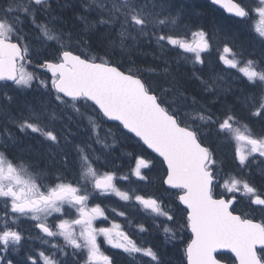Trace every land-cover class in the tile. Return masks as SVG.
<instances>
[{
    "label": "snow or ice",
    "instance_id": "obj_1",
    "mask_svg": "<svg viewBox=\"0 0 264 264\" xmlns=\"http://www.w3.org/2000/svg\"><path fill=\"white\" fill-rule=\"evenodd\" d=\"M210 2L239 20H248L253 14L260 18L255 33L262 46L261 58H245L243 50L237 51L228 42L217 52L225 69H236L244 78L242 82L253 89L245 98L251 102V116L264 117V0ZM84 7L94 9L99 19L89 22L79 16L85 22L84 28L74 34L59 26L53 0H0V82H11L0 88L31 89L38 82L49 97L40 102L39 109L29 105L27 115L11 118L20 133L39 134L49 143L44 170L0 151V264H13L8 254L18 251L26 239L20 227L25 221L34 225L40 249L30 251L17 264H81L79 258L85 253L83 264H115L113 257L101 251V236L112 248L122 249L133 259L139 254L146 264H163L153 246L144 247L133 240L115 221L111 227H96L98 218L108 220L107 209L91 202L109 196L134 201L143 210H150L154 219L164 218L166 242L175 241L185 228L190 230L192 238L185 248L187 264H227V254L220 252L223 249L232 254V264H264V219L257 221L236 208L244 200L249 209L259 208L264 213V193L247 174L240 175L249 167L250 159L257 154L264 157V135L254 133L231 105L213 112L205 104L196 107L193 97L189 106L174 76L171 84L161 87L145 79L144 70L122 71L121 66L106 58L117 49L121 54H130L145 39L154 42L161 55L180 50L178 60L191 63L192 76L200 81L204 92L215 94L221 90L224 77L203 79L195 70L196 65L205 63L202 53L211 50L212 37L199 27L191 33L199 39L189 41L190 27L185 24L181 28V12L174 9L173 0H84ZM25 25L35 31L33 38L24 31ZM97 25L111 29L115 35L109 32L99 37L107 41L104 56H89L92 37L99 31ZM51 45L58 54L50 58L43 53ZM39 70L51 73L50 83L40 78ZM147 71L164 77L172 75L167 60ZM2 94L7 96V92ZM50 103L64 115L57 116L55 110L49 114ZM69 111L85 134L79 141L69 125H64L63 133L51 126L52 121L65 116L73 121ZM108 121H118L125 130L124 138L133 140L139 149V154H128L135 160L128 174H118L117 166L100 171L108 164L106 159L101 163V154L116 143L112 130L104 128ZM209 127L225 141H243L249 146L248 151L242 152L238 146L235 149L238 171L225 173L223 162L207 146L204 137ZM5 133L15 144L14 134L7 129ZM110 138L112 144L108 143ZM148 150L161 159L166 171L162 184L178 193L176 200L184 206L181 220L186 223L177 222L172 207L165 206L159 197L118 186L119 181L127 182L131 177L149 180L144 170H151L154 159L147 158ZM111 211L126 218L123 211ZM137 227L146 231L143 224ZM60 238L63 244L52 242Z\"/></svg>",
    "mask_w": 264,
    "mask_h": 264
},
{
    "label": "trees",
    "instance_id": "obj_2",
    "mask_svg": "<svg viewBox=\"0 0 264 264\" xmlns=\"http://www.w3.org/2000/svg\"><path fill=\"white\" fill-rule=\"evenodd\" d=\"M75 1L76 0H53V14L59 17V26L63 27L65 32L71 31L74 34L77 33V29L79 28L77 23L79 21V14L82 10L81 6H79ZM173 6L174 9H178L181 12V28H183V25L187 24L190 27V32H194V30H197L199 27H203L204 30L207 31L212 37V55L209 58L204 57L205 63L203 65L195 66L197 74L203 79H208L213 72L217 71L212 69L213 66L215 68V66L219 65V59L216 57V53L218 49L223 47L225 42L230 43V45H235L237 51L243 50L245 53V58H261L262 46L255 33V28L252 22L253 17L248 20H239L229 15L227 16L223 11L211 4L209 0H173ZM91 16L96 17L97 20L99 19V16L95 10L91 13ZM97 27L99 28V31L95 36L92 37V47L87 51L89 56L105 55L107 41H102L99 39V37L104 33L112 32L111 29L104 26L98 25ZM24 29L30 30L32 28L28 25H25ZM112 35H115V33L112 32ZM155 46L156 45L154 42L142 40L137 47L132 49L130 54H121L120 50L117 49L114 54L110 53L106 58L111 59L114 63L121 66L122 71H127V65L130 64H136L138 65L136 67H143V69L144 67L149 66L156 68L158 66H162V64L161 62L157 61L158 50L155 49ZM51 47L53 51L58 54L55 46L51 45ZM145 53L148 55H145ZM167 57L170 58L169 56ZM192 71V66L174 63L171 66V76L164 77L163 75H155L152 73L148 74V71L143 72V76L149 82L153 83L154 85L159 84L161 87L171 84L172 77L174 76L179 89L188 95L190 99L193 97L196 99V107H198L200 104H205L211 107L213 112H218V110L223 109L226 105H231L237 116L241 118L244 123H247L254 133L257 135H264V117L251 116L252 109L248 106L250 105V101H246L245 98L247 95L246 92H244L248 87L246 86V83L242 82L244 79L242 76L240 77L241 80L238 81V85L232 84L228 87L231 81H226L223 83L222 88L218 93L209 94L204 92L200 81L192 76ZM243 89L244 91H242ZM240 92L242 94H240ZM214 95L218 96L214 97ZM47 99H49V97ZM53 110L56 111L57 116H63V113L60 111V109H54V106L50 103L48 109L49 114ZM59 121L62 120L57 119L54 122L58 124ZM11 124L13 123L10 122V125ZM105 125V129H108L109 127L122 129L118 124H113L110 122H107ZM112 130L115 132L114 129ZM205 131L207 134L205 135L204 139L207 143V146L214 150L216 158L223 162L225 173H227L229 170L238 171V161L235 160L236 142L225 141L223 137L215 135L214 131L210 127L205 129ZM124 147L127 150H133L134 145L129 144L128 146L125 145ZM0 151H6L10 154V152L7 149H4L1 145ZM147 156L151 157V159H154V162L158 163L160 161L158 157L151 155L149 152H147ZM10 157H12V154H10ZM258 158L259 156L255 157L254 159H250L249 167L244 168L243 173H240V175L243 176L244 174H247V178L252 181L253 179L258 182L264 181L262 175L258 173L253 174L249 171L251 169L254 172L253 161L257 160ZM150 169V171H145V175L149 177L147 182L142 181L141 185L139 186L136 183H132L130 180L127 181L128 186H133L134 188L141 190V194L143 195H155L162 201H164L163 196L166 194H178L177 192H172L171 190L164 188L162 184V179L166 172L164 167H161V165H154L153 167H150ZM128 170L129 168H127V170L126 168L124 170L122 168H118V174H123L121 171H125V173H127ZM51 175L54 182V175L52 172ZM221 181H223V179H221ZM43 182L49 183L48 180H44ZM145 184L148 185V188L146 189L142 187V185ZM259 185V191L262 193L261 190H264V186L261 184ZM111 198L112 197L109 196L108 199H101V204H103V207L107 210L114 206L118 210L121 209L125 213H140V215L135 217L132 216L130 218L131 221L141 220L145 215L141 206L136 204L134 201L124 202L125 204H118L114 203V200ZM166 200L169 202V198H166ZM236 208L238 212L242 211L249 213L258 221L264 219V213H262L259 208H256L254 211L249 209L247 207V202L244 200H241V202L236 205ZM20 227L24 230L26 239H28L27 237L31 236L32 240L24 241L18 251H13L8 254V259H12L13 264H17V262L23 259L30 251H36L40 249V241L35 239L37 232L33 231L34 225L25 221L21 223ZM134 231L136 230L131 229L132 234H135ZM52 242L59 244L64 243L61 238ZM67 251L69 253L68 258L71 259L72 250L69 248Z\"/></svg>",
    "mask_w": 264,
    "mask_h": 264
},
{
    "label": "rangeland",
    "instance_id": "obj_3",
    "mask_svg": "<svg viewBox=\"0 0 264 264\" xmlns=\"http://www.w3.org/2000/svg\"><path fill=\"white\" fill-rule=\"evenodd\" d=\"M75 2L79 6H81V8H82L81 13L79 14L80 16L86 17L87 21H89V22L97 20L96 17L91 16V13L94 11V9H92V10H86L85 9L84 0H76ZM251 17H253L252 22H253L254 28L260 26L259 25V20H260L259 16L253 14ZM78 20L79 21H78L77 25L79 28L77 29V33H80V32H82V30L84 28L85 22L80 20V19H78ZM24 31L26 33H30V38H33L35 36V31L33 29H30V30L24 29ZM195 31L196 30H194V32ZM192 32L188 33L187 39L189 41L195 42V40H197L199 38L193 37L191 35ZM222 48L223 47H221L220 50H222ZM155 49L158 50L157 61L161 62V64H163L164 60H167L171 66H172V64L177 63V64H183V65L188 64L189 66L193 67V65L189 62H186L184 60H178L180 50H168L164 53V55H161L160 50L157 47ZM43 54L48 55L49 57H54L57 55L56 52L53 51L51 46L46 47ZM145 55H148V54L145 53ZM211 55H212V48L210 51L202 53L203 59H204V57L209 58ZM167 56H169L170 58H168ZM216 57L218 58V52L216 53ZM134 65L133 64L127 65L128 68L126 70H128L129 68H134V69L139 68L141 70H144L143 72H147V69L153 68V66H149V67H144V69H143V67H136L138 65H136V64H134ZM212 69H215L217 71L213 72L210 75V77L216 76V75H221L224 77L225 82L226 81L236 82V81L241 80V78H240L241 74L236 69H227L226 70L225 66L223 64H221L220 62H219V65L215 66V68L213 66ZM29 70L31 71L32 69H29ZM148 74H149V72H148ZM38 75L40 76L41 79H47L50 83L51 77H49L48 74L44 70H39ZM0 85H3V84L0 83ZM222 91H224V90H222ZM3 92H7V96L3 95L2 94ZM244 92H246L247 96H250L253 92V89L247 88ZM240 94H242V93L240 92ZM8 96L11 97L10 100L7 98ZM186 96L188 97V99L185 103H187L188 105L190 104L189 106H192V98L190 99L188 95H186ZM47 98H48V96L45 93V91L42 88L38 87V82L34 83L33 87L31 89L16 90L14 87L0 88V145L4 149H7L10 152V154H12V157H22L30 163L39 165V169H41V170H44L45 164L48 163V159H47L46 154H47V150L49 147V143L45 142L39 134H36V133L22 134V133H20L14 124L10 125V122H11V118H18L21 114L27 115V107L29 105L39 109L40 108V102L43 100H46ZM89 114H91V113H89ZM68 115L73 116V121H71V122L68 121L67 117L65 116L64 119L62 121H59L58 124L55 123L54 121H52L51 126L55 128L57 133H63L64 125L65 124L69 125V127H71L73 131L77 132V136L75 139L77 141H79L80 139H82L84 137L85 134L83 133V131H81L80 129L77 128V123H79V121L77 120V117L73 113H71V111L68 112ZM46 122H48V121H46ZM105 127H106V125H104V128ZM109 128L111 130L114 129V131H115V132H113V130H112V132L114 133V136H115L116 143L112 144V139L111 138L109 139L108 143L112 144V147L110 148V150H106L105 152H103L101 154V163H103V161L106 159L108 162V164H107L108 168L101 167L100 171L104 172V171L112 169L113 166H117V167L121 166V168L123 170L125 168H126V170H127V168H129L127 173H125V171H121V173H123V174H128L130 169L132 167H134V165H135L134 158L130 157L128 154L129 153L139 154V149L135 147V142L133 140H127L124 138V131L122 129H120V128L115 129L114 127H112V128L109 127ZM5 129H7L8 132H11L14 134V136L16 137V143L15 144H13L12 141L8 139V136L5 133ZM103 135H104V133L101 132V136H103ZM235 142H236V147L237 146L240 147L242 152L249 150V146L246 145L243 141H240V142L235 141ZM121 144H122V146H121ZM129 144L134 145L133 150H130V149L127 150L124 147L125 145L128 146ZM61 146L63 147V141L61 142ZM53 151H58V150L56 148H53ZM255 157H258V154ZM57 158H59V157H57ZM147 158L151 159V157H149V156H147ZM253 165H254L253 166L254 172L251 169L249 171L253 174L258 173V174L262 175L264 178V157H259L257 160H254ZM144 171H146V170H144ZM52 173H53L54 178H55V174H56L55 171L53 170ZM69 178H71V177H69ZM130 180L132 181V183H136L139 186L142 183V181H138L136 177H131ZM250 181L254 185H256V186L258 185L257 186L258 189L260 186L259 184L264 186V181L258 182L254 179H253V181L252 180H250ZM118 186L121 187L122 189L134 188L133 186L129 187L126 181H119ZM142 187L146 189V188H148V185L145 184V185H142ZM261 191H262V193H264V190H261ZM110 197H112L111 199L114 200V203L125 204L124 201H121L118 197H115V196H110ZM108 198L100 197L98 199L92 200L91 205H94L97 203L101 204V199H108ZM168 203L169 202L167 200L163 202V204L165 206H169ZM101 206L103 207L104 205L101 204ZM113 208H115V207L112 206V208H110L106 211V215L108 216L107 221H103V217L98 218V220L96 222V227H111L113 221H115L117 224L121 223L122 217L113 213L111 211V209H113ZM115 209L117 211H122L121 209L120 210H118L117 208H115ZM142 211L145 215L143 216V218L141 220L146 221L147 225H149V226L144 225L146 231H144V232L134 231L136 234H132V236L130 234V236L133 240L137 241L138 243H140V242L143 244L156 243L157 240L159 241L161 239V236L164 235L163 223H162L164 218H155L154 219L153 214L150 213V210L145 211L142 209ZM157 224H160L159 228L156 226ZM156 233H158V235ZM159 234H161V235H159ZM99 242H100L101 251L104 252L106 255L113 257L115 262L122 261L128 256V254L124 253L122 251V249L112 248L111 245L107 244L104 241V238L102 236L98 237V243ZM158 246H159V243H158ZM85 258H86V253H85ZM136 259L141 260L139 254H137Z\"/></svg>",
    "mask_w": 264,
    "mask_h": 264
},
{
    "label": "flooded vegetation",
    "instance_id": "obj_4",
    "mask_svg": "<svg viewBox=\"0 0 264 264\" xmlns=\"http://www.w3.org/2000/svg\"><path fill=\"white\" fill-rule=\"evenodd\" d=\"M238 85V81L236 82H230V84L228 85ZM228 94V93H226ZM218 95H214V97H216ZM154 165H161V167H164L161 163V161L154 162ZM153 167V166H151ZM108 168V167H107ZM117 168H121V166H118ZM222 183V181H221ZM164 186V185H163ZM216 191H220V190H216ZM175 192V191H172ZM166 198H169V205L172 207L173 211L175 212L176 215V220L179 223H186V221L181 220V207L178 206V201L176 200V194L172 193V194H166L163 196V200L166 201ZM163 201V202H164ZM140 215V213H126V218L122 217L121 218V223H119V225H121L122 229L127 232L129 235L131 233V229H135L136 231H140L139 228L137 227L140 224L143 225H147L146 221H142V220H137V221H131L130 218L132 216H137ZM184 216H186V213H183ZM251 216V215H250ZM129 221L131 223H129ZM170 226H175V225H170ZM141 232V231H140ZM136 234V233H135ZM162 238L157 241L156 243H148V244H143L142 245L144 247H148V246H153L155 250H157L163 260V264H187V260H186V256H185V248L187 243L191 240V233L190 231L185 228L180 235L177 237V239L175 241L172 242H166L165 240V236H161ZM28 241V240H32V239H25L24 241ZM141 243V242H140ZM159 243V246L158 244ZM100 244V242H99ZM222 254H226V253H222ZM232 256L230 254L227 253L226 255V259H227V264H232ZM80 261L81 264H83V261L85 260V254L80 256ZM6 263V262H5ZM116 264H146V261H142L140 259H133L130 256H127L124 260L122 261H117L115 262Z\"/></svg>",
    "mask_w": 264,
    "mask_h": 264
},
{
    "label": "water",
    "instance_id": "obj_5",
    "mask_svg": "<svg viewBox=\"0 0 264 264\" xmlns=\"http://www.w3.org/2000/svg\"><path fill=\"white\" fill-rule=\"evenodd\" d=\"M210 1V0H209ZM215 7H217V8H219L221 11H223L227 16L229 15L223 8H221L220 6H218V5H214ZM50 76H51V73H48ZM0 83H4V82H0ZM5 83H10L11 84V82H5ZM110 122H113V123H118L119 124V122L118 121H110ZM125 131V130H124ZM150 153H151V151L150 150H148ZM152 154V153H151ZM154 154V153H153ZM166 175V174H165ZM165 187H167L168 188V186H166V185H164ZM173 190V189H172ZM182 207H184L183 205H182ZM190 231V230H189ZM191 233V232H190ZM259 247V246H258ZM220 252L221 253H228V250H226V249H223V250H220ZM231 256H232V254L231 253H229Z\"/></svg>",
    "mask_w": 264,
    "mask_h": 264
},
{
    "label": "bare ground",
    "instance_id": "obj_6",
    "mask_svg": "<svg viewBox=\"0 0 264 264\" xmlns=\"http://www.w3.org/2000/svg\"><path fill=\"white\" fill-rule=\"evenodd\" d=\"M89 18V17H88ZM97 21V20H96ZM238 37V36H237ZM181 63V62H180ZM188 65V64H187ZM244 90V89H243ZM242 90V91H243ZM243 96V95H242ZM233 100V99H232ZM235 100H236V98H235ZM237 100H238V97H237ZM39 139V138H38ZM157 232V231H156ZM155 234V233H154ZM157 235H158V233H156ZM159 235H161V234H159ZM162 238V237H161ZM158 241V240H157ZM156 242V241H155ZM158 244V243H157ZM167 264V263H166Z\"/></svg>",
    "mask_w": 264,
    "mask_h": 264
}]
</instances>
